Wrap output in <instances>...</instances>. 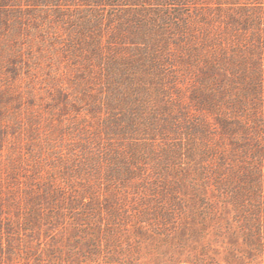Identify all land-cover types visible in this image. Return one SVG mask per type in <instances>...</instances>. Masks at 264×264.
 Instances as JSON below:
<instances>
[{
	"label": "rangeland",
	"instance_id": "rangeland-1",
	"mask_svg": "<svg viewBox=\"0 0 264 264\" xmlns=\"http://www.w3.org/2000/svg\"><path fill=\"white\" fill-rule=\"evenodd\" d=\"M0 264H264V0H0Z\"/></svg>",
	"mask_w": 264,
	"mask_h": 264
}]
</instances>
